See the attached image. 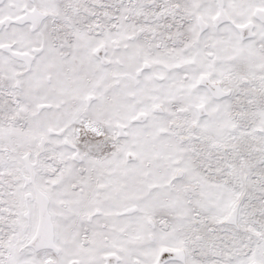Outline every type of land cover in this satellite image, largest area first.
I'll return each instance as SVG.
<instances>
[{
	"label": "snow or ice",
	"instance_id": "snow-or-ice-1",
	"mask_svg": "<svg viewBox=\"0 0 264 264\" xmlns=\"http://www.w3.org/2000/svg\"><path fill=\"white\" fill-rule=\"evenodd\" d=\"M0 264H264V0H0Z\"/></svg>",
	"mask_w": 264,
	"mask_h": 264
}]
</instances>
